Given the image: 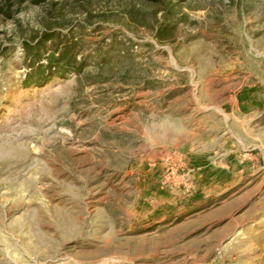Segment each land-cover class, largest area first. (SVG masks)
Masks as SVG:
<instances>
[{"label": "rangeland", "instance_id": "rangeland-1", "mask_svg": "<svg viewBox=\"0 0 264 264\" xmlns=\"http://www.w3.org/2000/svg\"><path fill=\"white\" fill-rule=\"evenodd\" d=\"M0 264H264V0H0Z\"/></svg>", "mask_w": 264, "mask_h": 264}, {"label": "trees", "instance_id": "trees-1", "mask_svg": "<svg viewBox=\"0 0 264 264\" xmlns=\"http://www.w3.org/2000/svg\"><path fill=\"white\" fill-rule=\"evenodd\" d=\"M57 61V58L55 56V52H51L49 55V59L47 62V66L43 67V66H37L35 68V65H30L31 70L35 71V82H41L43 80H45V76H51L55 73V69H54V62ZM59 73L63 72V70H59ZM32 79V78H31Z\"/></svg>", "mask_w": 264, "mask_h": 264}]
</instances>
